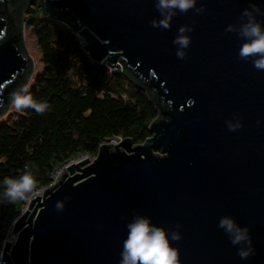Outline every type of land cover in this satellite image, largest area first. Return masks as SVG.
I'll list each match as a JSON object with an SVG mask.
<instances>
[{
  "label": "water",
  "instance_id": "water-1",
  "mask_svg": "<svg viewBox=\"0 0 264 264\" xmlns=\"http://www.w3.org/2000/svg\"><path fill=\"white\" fill-rule=\"evenodd\" d=\"M35 3L77 32L95 62L144 90L157 114L143 142L124 137L66 161L58 182L10 218L16 238L1 261L119 264L126 225L143 214L180 233L181 264H264V70L240 58V37L225 31L264 0H198L202 12L179 13L168 29L151 24L154 0H0V114L33 71L24 21ZM182 25L193 31L180 59ZM225 215L249 229L246 259L218 227Z\"/></svg>",
  "mask_w": 264,
  "mask_h": 264
},
{
  "label": "trees",
  "instance_id": "trees-1",
  "mask_svg": "<svg viewBox=\"0 0 264 264\" xmlns=\"http://www.w3.org/2000/svg\"><path fill=\"white\" fill-rule=\"evenodd\" d=\"M24 28L40 51L42 71L30 91L48 108H29L0 123V179L21 174L27 164L46 187L52 173L80 155L94 156L100 142L112 136L141 143L151 135L157 111L144 90L122 73L90 61L69 27L41 14L37 3L26 11ZM23 201L0 197V243Z\"/></svg>",
  "mask_w": 264,
  "mask_h": 264
},
{
  "label": "clouds",
  "instance_id": "clouds-1",
  "mask_svg": "<svg viewBox=\"0 0 264 264\" xmlns=\"http://www.w3.org/2000/svg\"><path fill=\"white\" fill-rule=\"evenodd\" d=\"M198 0H154V7L159 15L151 20L153 27L168 29L179 13H187L190 9L195 13L203 11L197 7ZM264 8L255 3L244 8L237 23L228 24L226 32H235L241 39L238 56L252 62L253 67L264 70ZM191 25L180 26L176 30L173 44L176 46L178 58L185 57L191 44ZM28 84H22L9 93L8 104L17 112L33 109L42 113L48 108L44 101H38L29 90ZM230 131L241 127L237 119L227 122ZM16 176H5L0 179V197L14 203L30 198L36 194L37 176L29 167ZM62 207L57 204V208ZM228 236L230 242L237 246L241 259H246L253 251L251 236L246 225L239 224L230 215L222 216L218 222ZM127 234L120 251L119 264H181L179 249L173 241H178L180 233L163 225L154 223L150 216L135 214L127 223Z\"/></svg>",
  "mask_w": 264,
  "mask_h": 264
},
{
  "label": "rangeland",
  "instance_id": "rangeland-1",
  "mask_svg": "<svg viewBox=\"0 0 264 264\" xmlns=\"http://www.w3.org/2000/svg\"><path fill=\"white\" fill-rule=\"evenodd\" d=\"M75 35H76V33H75ZM24 41H25L27 50L29 52V55H30V57L33 60V71L31 73V76L29 77V80L26 83V84H28L30 86L29 87V90H30L31 87H32L33 78H34L35 74L40 73L42 71L43 64H42V61H41V58H40V51H39V49L36 46V41L34 39V36L32 35V33H31L30 30L25 29V28H24ZM79 47L85 53V55L87 56V58L90 61L93 62L94 60L89 56V54L87 52H85L83 50V47L80 46V44H79ZM98 64H100V65L103 64L104 65L105 63L104 62L103 63L102 62L101 63L99 62ZM16 113H18V112L9 106L4 113L0 114V123L4 122L7 119V117H9L11 115H15ZM57 169H59V168H57ZM56 170H54L53 173ZM52 179L54 181L53 174H52ZM39 189H42V188H40V187L36 188V190H39ZM25 201L26 200H24L23 203ZM22 207H23V204L20 206V208L17 211H15L14 215L12 216V219L17 215V213L20 211V209ZM9 224H10V221L8 222V224H7V226H6L5 230H4V235H3V239L4 240H6V234H5V232H6L7 228H8V226H9ZM12 235H14V234L12 233Z\"/></svg>",
  "mask_w": 264,
  "mask_h": 264
},
{
  "label": "bare ground",
  "instance_id": "bare-ground-1",
  "mask_svg": "<svg viewBox=\"0 0 264 264\" xmlns=\"http://www.w3.org/2000/svg\"><path fill=\"white\" fill-rule=\"evenodd\" d=\"M75 33H76V39L78 40L80 46L83 47L84 44H85L84 40L79 36V34L77 32H75ZM80 158L81 157H76V158L72 159V161L73 162L74 161H78V159H80ZM91 160H92V158H90V161ZM66 165L67 164L62 165L59 169H57L53 173V178H54V181L55 182H58V180H59L60 176L62 175V173L66 171ZM42 194H43V189L36 190V194L35 195H33L30 198L26 199V201L23 204V207L20 209V211L17 213V215H19L21 212H23L26 209V207H27V205H28V203H29V201H30L31 198H33L36 195H42ZM11 230H12V223L9 224V226H8L6 232H5V234H6V240H10L11 242H14L15 241V238H16V235ZM12 233L14 235H12Z\"/></svg>",
  "mask_w": 264,
  "mask_h": 264
},
{
  "label": "built area",
  "instance_id": "built-area-1",
  "mask_svg": "<svg viewBox=\"0 0 264 264\" xmlns=\"http://www.w3.org/2000/svg\"><path fill=\"white\" fill-rule=\"evenodd\" d=\"M94 62V61H93ZM97 63V62H95ZM98 64V63H97ZM100 65V64H99ZM103 65V64H102ZM122 140V137L121 136H112L108 139H104L100 142L99 145L103 144V143H111V144H117L118 142H120ZM53 174V173H52ZM4 239H2L1 243H0V253H1V248L3 246V243H4ZM0 264H4L3 261H1V255H0Z\"/></svg>",
  "mask_w": 264,
  "mask_h": 264
}]
</instances>
